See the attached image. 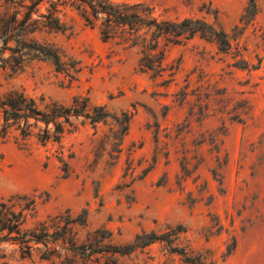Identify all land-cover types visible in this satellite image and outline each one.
Instances as JSON below:
<instances>
[{
  "label": "rangeland",
  "instance_id": "rangeland-1",
  "mask_svg": "<svg viewBox=\"0 0 264 264\" xmlns=\"http://www.w3.org/2000/svg\"><path fill=\"white\" fill-rule=\"evenodd\" d=\"M126 1L144 3L160 18L205 19L229 36L236 25L242 26L239 18L248 2ZM259 3L254 24L239 37L244 56L257 68L232 66L231 53L196 35L166 46L164 63L175 66L172 75L169 69L160 75L142 71L138 48L119 38L104 40L97 27L67 12L69 30L43 32L41 37L81 61L78 79L69 83L38 61L21 72L0 74V89L20 88L33 97L60 101L88 95L112 113L130 112L122 151L113 164L104 153L90 168L109 126L80 124L61 142L70 166L64 176L58 144L42 146L32 139L21 147L12 135L0 136V202L35 197L29 224L68 208H85L89 227L106 228L116 244L130 242L142 230L161 232L181 224L185 231L178 245L207 252L215 264H264V0ZM237 100L249 108L240 120L231 118ZM211 135L219 152L209 143ZM69 153L74 157L68 158ZM183 166L189 168L188 176ZM118 258L120 264H184L160 242ZM106 262L103 256L96 264ZM5 264L51 263L36 254L23 258L16 253Z\"/></svg>",
  "mask_w": 264,
  "mask_h": 264
},
{
  "label": "trees",
  "instance_id": "trees-1",
  "mask_svg": "<svg viewBox=\"0 0 264 264\" xmlns=\"http://www.w3.org/2000/svg\"><path fill=\"white\" fill-rule=\"evenodd\" d=\"M260 11L259 0H248L239 18L242 26L236 25L229 36L220 26L205 19L194 16L160 18L148 5L126 0H0V74L18 73L33 62L41 61L62 73L69 83L77 80L83 70L81 61L67 54L54 41L41 37L43 32L69 30L71 26L65 20L67 12H73L85 25L97 27L104 40L119 38L138 48L140 69L154 75L166 69L171 71L170 75L174 73L175 66L171 64L167 68L164 63L169 43L180 44L196 35L214 43L220 52L231 53L232 66L251 70L258 65L246 59V47L240 44L239 37L248 25L254 24ZM245 104L246 101H236V114L232 119L240 120V115L247 113L249 108ZM130 118V112L112 113L105 105L93 103L88 95L76 94L67 101H60L44 95L33 97L20 88L0 89V136L12 135L21 147L32 139L42 146L58 144L64 176L70 174L69 161L61 145L67 132L86 122L94 128L100 123L108 125L89 167L96 166L104 153L113 164L122 151ZM208 139L212 148L219 152L216 136ZM67 157L73 158L74 154L69 153ZM183 168L184 176H188L189 168ZM147 170L148 167L144 168L143 174ZM213 175L217 177L216 169ZM126 185L124 182L121 186ZM35 206L36 198L27 195L12 196L0 202V264H5L6 259L16 253L23 258L36 254L51 264H96L103 256L107 264H120L119 256L138 250L143 252L156 242L164 243L184 264H215L207 252L195 253L178 245L177 240L185 231L181 224L167 226L161 232L142 230L130 242L116 244L106 228L89 227L85 208L77 212L68 208L29 224L27 219ZM231 251L232 247L228 253Z\"/></svg>",
  "mask_w": 264,
  "mask_h": 264
}]
</instances>
